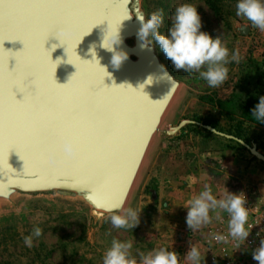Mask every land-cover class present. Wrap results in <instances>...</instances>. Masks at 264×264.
I'll return each mask as SVG.
<instances>
[{
	"label": "water",
	"instance_id": "95a60500",
	"mask_svg": "<svg viewBox=\"0 0 264 264\" xmlns=\"http://www.w3.org/2000/svg\"><path fill=\"white\" fill-rule=\"evenodd\" d=\"M79 2L92 0H0V221L26 207V199L49 200L59 208L74 206L77 215L85 211L92 230L120 214L148 144L180 85L155 48L140 46L139 20L146 19L143 0H108L118 5L123 16L110 12V23L98 24L78 42L69 35V28L82 33L93 17L78 16L49 36L39 19L15 32L5 24L9 5ZM118 31L120 43L113 47L127 54L119 68L112 63L114 53L102 47L107 34L105 46H110ZM238 31L242 36L250 32L246 27ZM129 39L132 44L127 43ZM118 98L133 104H119ZM10 113L37 137L52 124L75 125L81 133L79 141H62L57 152L79 163L69 166L56 152L37 156L22 136L10 141L5 135ZM188 125L237 143L264 164V156L254 146L209 126L182 121L168 135ZM66 143L73 145L74 155L65 153ZM82 144L88 146L86 154L80 151ZM114 205L122 207L115 210Z\"/></svg>",
	"mask_w": 264,
	"mask_h": 264
},
{
	"label": "rangeland",
	"instance_id": "374dc122",
	"mask_svg": "<svg viewBox=\"0 0 264 264\" xmlns=\"http://www.w3.org/2000/svg\"><path fill=\"white\" fill-rule=\"evenodd\" d=\"M185 3L197 7L202 31L214 38L221 35L230 53L238 52L240 60L227 65L228 80L219 87L210 88L199 78L198 73L175 71L159 46H155L161 63L180 84V88L177 100L157 132L135 186L124 204V209L142 210L140 225L133 230L118 229L109 219L98 229L92 230V221L85 211L77 215L73 212L74 206L59 208L49 200L26 199V207L16 209L17 214L0 221V263L103 264L106 250L111 247L113 240H119L133 242L132 255L138 261L141 254H147L153 248L167 247L179 255L178 264H192L185 256L190 247H197L201 252V264H206L211 251L203 247V242L210 239L211 233L220 226L215 231L209 230L207 234L202 228L189 230L180 211L181 204L175 212L169 211V202L164 200L163 194H160L162 201H157L159 188L156 184L145 185L144 182L154 151L161 146L174 148L186 141V147L195 148L198 145L196 140L206 137L210 144L211 141H217L213 148H217L218 144H227L246 151L237 143L212 135L196 125H188L173 136L167 134L169 129L177 127L182 121L209 126L220 133L238 138L254 146L264 156V123L249 124L239 118L230 119L218 104L231 96L234 86L239 82L256 99L264 96V30L253 25L247 18L236 15L237 0H143V8L146 18L156 10L164 11L165 18L160 32L167 34L175 8ZM241 27L249 28L247 36L239 33ZM161 159L164 165L168 157L162 154ZM254 160L258 161L256 158ZM36 227L42 229V235L34 237L33 246L29 248L24 243V237L31 235ZM224 227L229 229L228 223H224ZM236 257L244 264H253L252 253L245 248L238 250ZM254 261V264L258 263Z\"/></svg>",
	"mask_w": 264,
	"mask_h": 264
},
{
	"label": "clouds",
	"instance_id": "9594fccd",
	"mask_svg": "<svg viewBox=\"0 0 264 264\" xmlns=\"http://www.w3.org/2000/svg\"><path fill=\"white\" fill-rule=\"evenodd\" d=\"M236 15L247 18L253 25L264 30V0H237ZM164 18V11L159 9L152 12L148 18L139 20L138 39L142 49L152 51L158 45L175 71L198 73L199 78L204 80L210 88L219 87L228 80L229 68L227 65L233 61L239 62V53H230L222 41L221 35L214 38L209 33L202 31L203 25L197 7L188 3L176 7L170 18L171 26L168 28L167 34L160 32ZM108 39L109 33L105 37L102 47L114 53L112 63L119 68L122 62L127 59L126 53L117 52L113 47L120 43L119 31L116 36L111 37L110 46H105V41ZM252 113L257 121L264 123V96L260 97L259 103ZM64 151L68 156L75 153V149L70 143L65 144ZM246 203L244 192L235 194L227 191L226 198L217 199L212 188L205 185V190L189 201L190 206L186 208V224L191 230L199 229L202 225L211 222L210 212L218 209L224 210L230 215L229 235L233 239L246 241L250 235L246 227L249 222V209L245 206ZM121 207V205L113 206L115 210H119ZM141 212L142 210L133 208L123 209L120 214L111 216V223L118 229L133 230L140 225ZM41 235L42 229L36 227L31 235L24 237L25 245L31 248L33 238H38ZM216 239L224 241L226 237L218 235ZM132 249V241L113 240L111 247L106 250L103 256V264H178L179 255L167 247L153 248L147 254H141L139 261L132 255ZM252 255L258 264H264V239H261L260 246L253 251ZM185 258L192 264H201V252L197 247H190Z\"/></svg>",
	"mask_w": 264,
	"mask_h": 264
},
{
	"label": "crops",
	"instance_id": "0c3cea01",
	"mask_svg": "<svg viewBox=\"0 0 264 264\" xmlns=\"http://www.w3.org/2000/svg\"><path fill=\"white\" fill-rule=\"evenodd\" d=\"M196 141L195 148L186 147L187 142L183 141L174 148L161 146L155 149V158L153 156L149 163L144 183H155L159 188L158 203L163 194L164 200L169 202V211L175 212L181 204L180 211L186 219L189 201L205 190V185L212 188L217 199L226 198L227 191L244 192L249 219L252 214H257L261 227H264V165L255 161L247 151L227 144L213 148L217 141L210 144L206 137H199ZM162 154L168 157L164 165L161 163ZM226 215L227 212L220 209L210 212L211 222L202 225V230L207 234L209 230L222 227L220 224Z\"/></svg>",
	"mask_w": 264,
	"mask_h": 264
},
{
	"label": "snow or ice",
	"instance_id": "6c2138e0",
	"mask_svg": "<svg viewBox=\"0 0 264 264\" xmlns=\"http://www.w3.org/2000/svg\"><path fill=\"white\" fill-rule=\"evenodd\" d=\"M21 9L28 11L21 12ZM112 11H115L117 16H123V12L119 10L118 5L108 2V0H92V2L79 3L9 5L5 16V24L6 26H11L12 31L15 32L17 28L29 24L31 20L39 19L41 24L49 29V36L52 34L53 29L56 30L64 27L66 24L72 23L78 16L89 15L93 17V19L84 28L82 33L78 34L74 29L69 28V35L78 42L80 36L84 35L98 24L103 23L105 20L109 21L108 16ZM48 75L51 76L50 71ZM103 82L104 81L100 82L99 86L101 88H103ZM92 90H95L94 85L92 86ZM11 93L14 94L12 90ZM9 99H12V95H10ZM14 102H16V99ZM116 102L127 105L133 104L132 101L123 98H118ZM5 135L12 142H15L17 137L21 136L28 139L37 156H42L48 152H56L60 159L69 166L79 163V161L66 158L65 155L57 152V146L62 141H79L81 133L79 129L71 123L52 124L46 127L42 134L37 137L29 125L20 123L15 113H10L5 125ZM79 147L82 154L87 153L88 146L86 144L79 145Z\"/></svg>",
	"mask_w": 264,
	"mask_h": 264
},
{
	"label": "built area",
	"instance_id": "2783aa9c",
	"mask_svg": "<svg viewBox=\"0 0 264 264\" xmlns=\"http://www.w3.org/2000/svg\"><path fill=\"white\" fill-rule=\"evenodd\" d=\"M229 220L230 215L227 213L225 219L221 223L222 227H219V229L211 233V238H207L203 242V247L211 251L206 264H244L243 261L237 259V257L235 258L237 251L245 248L253 253V251L260 246L261 239H264V227H261L257 214H252L248 225H246L250 233L246 241L233 239L229 235V229L224 227V223H228ZM218 235H223L226 239L224 241L217 240L216 236ZM252 262L253 264L256 263L254 260H252Z\"/></svg>",
	"mask_w": 264,
	"mask_h": 264
},
{
	"label": "trees",
	"instance_id": "16d2710c",
	"mask_svg": "<svg viewBox=\"0 0 264 264\" xmlns=\"http://www.w3.org/2000/svg\"><path fill=\"white\" fill-rule=\"evenodd\" d=\"M258 103L259 100L240 82L234 87L230 98L218 102L221 110H225L230 119L239 118L249 124L259 123V121L253 117L252 113V110Z\"/></svg>",
	"mask_w": 264,
	"mask_h": 264
},
{
	"label": "bare ground",
	"instance_id": "6f19581e",
	"mask_svg": "<svg viewBox=\"0 0 264 264\" xmlns=\"http://www.w3.org/2000/svg\"><path fill=\"white\" fill-rule=\"evenodd\" d=\"M131 41H132V39H129V40L127 41V43H129V42H131ZM131 43H133V42H131ZM179 88H180V87L178 86L177 90L175 91V93H174V95H173V98H172L171 102L169 103V105L167 106L165 112L163 113V115H162V117H161L160 124H159V126H158V130L153 134V136H152V138H151V140H150V142H149V144H148V147H147V149H146L145 155H144V157H143V159H142V162H141V164H140V167H139V169H138V172H137V174H136V176H135V178H134V180H133V183H132V186H131V188H130V190H129V194H128L127 198H126V201H127L128 197H129L130 193L132 192V190H133V188H134V186H135V183H136V181H137V178H138V176H139V174H140V172H141V170H142V168H143V166H144V164H145V161H146V157H147L148 151H149L151 145L153 144V140L155 139V136H156L157 132L159 131V129H161V127H162V123H163L164 119L167 117V115H168L169 112L171 111V108H172L173 104H174V103L176 102V100H177V94H178ZM171 129H172V128H171ZM171 129H169L168 133L171 132ZM168 133H167V134H168ZM126 201H125V203H126ZM125 203H124V204H125ZM124 207H125V205L123 206V209H124Z\"/></svg>",
	"mask_w": 264,
	"mask_h": 264
}]
</instances>
